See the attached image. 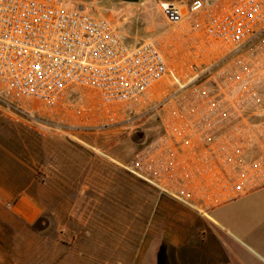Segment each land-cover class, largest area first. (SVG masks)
<instances>
[{"label": "rangeland", "instance_id": "1", "mask_svg": "<svg viewBox=\"0 0 264 264\" xmlns=\"http://www.w3.org/2000/svg\"><path fill=\"white\" fill-rule=\"evenodd\" d=\"M75 1L114 20L131 43L153 36L167 40L168 25L159 8L163 0ZM263 92L264 34L228 55L167 106V111L178 108L183 114L178 127L190 125V146L170 139L166 124L172 114L164 111L117 127L69 130L47 117L27 122L0 107L4 153L23 157L30 177L37 181L36 191L46 189L51 204L62 203L65 208L63 216L52 209L33 223L21 224L8 207L12 201L0 195V264H158L176 251L179 264H262L264 227L256 239L249 231L264 213ZM212 139L219 146L215 151L204 145ZM214 154L235 157L230 163L235 168L231 190L215 195L210 203L212 216L223 224L214 223L217 234L206 237L187 226L186 235L169 249L167 228L175 201L169 191H184L187 203H192L193 191L204 186L199 178L190 185L181 178V188L171 186V181L187 157ZM161 156L177 157L159 172L163 181L171 175L165 190L140 174L152 171L146 158ZM204 163L205 177L211 176L207 184L216 183L220 164L210 170L209 159ZM18 175L16 164L0 157L1 186L21 189L24 180ZM219 183L227 185L223 168ZM23 197L34 200L27 192ZM187 203V208L200 213ZM255 204L261 205L260 210L250 208Z\"/></svg>", "mask_w": 264, "mask_h": 264}, {"label": "built area", "instance_id": "2", "mask_svg": "<svg viewBox=\"0 0 264 264\" xmlns=\"http://www.w3.org/2000/svg\"><path fill=\"white\" fill-rule=\"evenodd\" d=\"M159 8L167 40L131 43L114 20L75 0H0V107L69 130L164 111L170 139L189 142L190 125L178 127L183 114L167 106L264 34V0H163Z\"/></svg>", "mask_w": 264, "mask_h": 264}, {"label": "crops", "instance_id": "3", "mask_svg": "<svg viewBox=\"0 0 264 264\" xmlns=\"http://www.w3.org/2000/svg\"><path fill=\"white\" fill-rule=\"evenodd\" d=\"M214 137L216 136H214L213 134L212 138L214 139ZM213 139L209 140V143L208 142H205V144L203 143L204 145L207 146L206 149H208L209 151H215L219 148V146L216 144V142ZM184 146H190L189 142L183 143V147ZM3 148L4 147L0 146V157H7L9 162L15 163L19 172L18 176L21 177L22 180H24V186L19 190H14L9 185L5 187V186H1L0 184V195H6L5 197L6 200L4 199L5 201L8 200L12 201L8 203V207L12 209L15 214H17V216L19 217L18 220H20L19 222L21 224L33 223L36 220H39L45 214L46 211L52 209L54 211L58 210L59 211L58 215L63 216L65 213V208L62 205V203H58L57 205L51 204V199L48 196L49 193L46 191V189L42 191L39 190L36 191L35 188L36 186H38L37 181L35 180V178L30 177L28 172L29 168L28 165L26 164V160L23 157L18 156L17 154H13L11 156L7 155L6 153H4ZM214 155H216V157H214ZM214 155H212V157H187L185 162L182 163L181 165L182 171H180L179 175L173 178V180L171 181L172 184L171 186H173L174 188L177 187L181 188L182 184H184L181 178L186 179L185 185H190L192 184V181H194V179L199 178L200 182L204 186L203 189H201V191H199V189H197V191L196 190L193 191L192 195L194 200L192 203H187V199H185V197L183 196L184 191L183 192L179 191L178 193L169 191V193L173 195L172 197L175 200L172 202L174 212L171 213L172 217H170L171 225L169 226V228H167V242L169 243L168 244L169 249L171 248L172 245L176 246L177 242L181 240V237L186 235L185 230H188L187 226H189L193 232L198 231L199 233L203 234V236L206 237L213 233L214 235L217 234L214 229L215 227L214 223H217L219 225L223 224L221 222V218L216 217V215L212 216V213L210 211L213 210L214 208L213 206H210V203L214 201L215 195L227 193L231 190V179H232L231 171L235 172V168L231 169L230 163L231 160H235V157H231V156L223 157L220 154H214ZM164 156H166V153L164 154ZM178 158L182 159V157H178ZM206 158L209 159L210 170H212V168L215 165L220 164L218 165L219 179L214 184L212 181L209 182L208 184L206 182L207 178L211 179V176L208 173L206 174V177L204 175L206 172L204 159ZM146 160L151 162L149 168L152 171L141 170L140 172L142 173L140 174L142 175L143 178L151 182L154 187H158L161 189L163 188V190H165L167 188L171 175L164 177L165 180L163 181V178L160 177L161 174L159 172L165 167L166 163L167 164L170 162L173 163L175 160H177V157H162V156L148 157L146 158ZM221 163H223V165H221ZM226 163L228 164L226 165ZM222 168L224 173V180L225 183H227V185L225 186L219 183L220 173ZM178 181L180 185H177ZM26 192L34 196L33 201L32 200L29 201L23 197V194ZM35 193H37L38 195L36 196ZM186 203L189 204L193 208V210H197V211L201 210L200 213L198 212L196 213L195 211H192V209L187 208ZM260 206L261 205L255 204L252 205L250 208L253 211H256V210H260L258 209ZM253 215L256 216L257 214L253 213ZM256 218L257 219L253 221V229L249 231L251 236L254 235L255 239L257 238L258 233H260L259 231L263 230L264 213L261 212L259 214V218L258 217ZM260 240H261V236H260ZM202 242H205V239H203ZM166 249H167V245H166ZM179 257L180 255H178L177 251L173 253L172 256L166 254V257H164V259L160 261L158 264H175L171 261H170L171 263L168 262L167 258L173 259L176 263L179 264L178 261ZM259 257L261 258L260 262L264 264V255H260ZM245 263L249 264L248 261Z\"/></svg>", "mask_w": 264, "mask_h": 264}]
</instances>
